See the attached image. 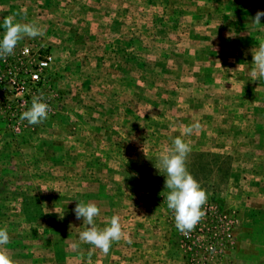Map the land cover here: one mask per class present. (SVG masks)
<instances>
[{"label":"rangeland","instance_id":"1","mask_svg":"<svg viewBox=\"0 0 264 264\" xmlns=\"http://www.w3.org/2000/svg\"><path fill=\"white\" fill-rule=\"evenodd\" d=\"M258 11L264 0H0V39L6 16L44 30L0 59V228L15 264H264ZM35 53L52 57L38 81ZM41 93L48 119L21 121ZM194 122L187 167L208 198L186 238L155 165ZM78 202L100 208L101 229L118 215L131 243L104 255L81 242Z\"/></svg>","mask_w":264,"mask_h":264},{"label":"clouds","instance_id":"2","mask_svg":"<svg viewBox=\"0 0 264 264\" xmlns=\"http://www.w3.org/2000/svg\"><path fill=\"white\" fill-rule=\"evenodd\" d=\"M262 16H264V11H258L253 22L257 25L261 24ZM2 27L4 33L0 39V59H6L13 55L16 46L25 37L36 38L44 35V30L36 23H22L17 21L14 16L4 17ZM252 61L251 80L264 79V41L259 43L257 49H252ZM50 111V106L44 102V96L41 93L32 98L31 107L21 113L20 120H26L29 125H38L48 119ZM181 127V134L173 139L172 146L165 147L159 153L158 164L155 167L164 173L165 187L169 190L165 199L167 208L174 214L175 226L178 231L187 235L204 218V205L208 197L206 190L188 170L187 160L192 147L190 141L184 139V137L192 135L194 131H198L201 125L199 122H194ZM41 190L47 191L48 189ZM100 211V208L91 202H78L74 209L76 218H82L83 223L88 225L87 229L79 234V240L91 244L107 255L114 242L125 239L131 243V240L126 236L118 215H113L110 218L109 226L98 228L95 219L100 215ZM9 242L8 230L0 228V264H15L3 247Z\"/></svg>","mask_w":264,"mask_h":264},{"label":"built area","instance_id":"3","mask_svg":"<svg viewBox=\"0 0 264 264\" xmlns=\"http://www.w3.org/2000/svg\"><path fill=\"white\" fill-rule=\"evenodd\" d=\"M23 53H26L28 55H32L33 50L30 49V47L25 46L23 48ZM33 56H35L36 62H35V68H33L31 70L30 73V77L33 81H38L41 79L42 75H43V71L47 68V66L49 65V63L51 62V55H43L42 57H39L38 54H34ZM184 236L187 238L190 236V234H187ZM227 236H230V233H227Z\"/></svg>","mask_w":264,"mask_h":264},{"label":"crops","instance_id":"4","mask_svg":"<svg viewBox=\"0 0 264 264\" xmlns=\"http://www.w3.org/2000/svg\"><path fill=\"white\" fill-rule=\"evenodd\" d=\"M252 264H254L253 262H251Z\"/></svg>","mask_w":264,"mask_h":264}]
</instances>
